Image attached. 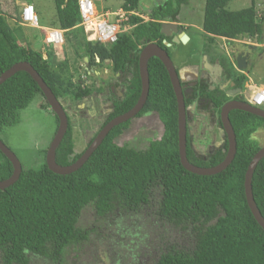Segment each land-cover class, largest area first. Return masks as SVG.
<instances>
[{
  "label": "trees",
  "instance_id": "trees-1",
  "mask_svg": "<svg viewBox=\"0 0 264 264\" xmlns=\"http://www.w3.org/2000/svg\"><path fill=\"white\" fill-rule=\"evenodd\" d=\"M11 2L14 5L17 0ZM139 2L123 0L121 7L137 10ZM228 2L205 0L201 23L207 41L204 48L211 49L216 36L255 37L258 43H263L264 11L258 13L255 0L239 10H230L226 6ZM53 3L55 21L50 26L65 29V43L74 55L73 62L65 48L62 60H56L52 51L43 58L24 33L25 26L16 19L14 12L19 10L16 4L13 12L0 9V74L18 61H27L58 99L74 102L90 94L98 78L93 77L89 85L81 77L73 80L74 63L79 59L83 63L87 57L86 74L93 69L91 66L107 65L113 74L125 76L128 81L124 97L115 102L110 119L133 107L140 95L138 55L141 48L148 42H156L169 53L162 43L163 39L169 41V37L161 33V23L180 21L182 7L188 0H164L146 14L148 20L131 15L127 22L131 28L107 45L86 40L79 25L77 0H53ZM221 59L225 74L236 77V84L244 87L247 76L236 71L227 58ZM147 66L149 90L138 115L156 113L163 124L161 137L148 139L144 149L125 142L118 144L117 139L126 131L128 120L112 127L86 161L70 173L51 171L45 162L46 149L42 151L43 161L39 165L21 164L18 179L0 189L1 264H31L32 258L61 264L68 248L89 238L90 229L78 226L86 207H91L107 227L114 226L113 238L125 235L126 225L120 221L139 218L143 210L150 211L147 214L155 221L187 234L186 247L175 244L159 247L153 264H264V230L252 215L244 193L246 169L261 147L252 135L264 128V118L231 110L228 117L236 139L232 161L215 174L190 172L179 160L177 103L167 70L156 57H151ZM37 95V99L43 98L37 83L26 71H17L4 80L0 84V132L19 123L21 111ZM226 99L222 94L213 98L217 109ZM188 103L185 101V105ZM41 106L49 107L45 99ZM74 148L73 129L68 123L56 149L57 164L73 163L86 146L80 152ZM226 152L225 140L208 154L197 153L187 123L186 156L190 163L212 167L224 159ZM11 173L12 164L0 151V180ZM251 187L264 217V157L253 171Z\"/></svg>",
  "mask_w": 264,
  "mask_h": 264
},
{
  "label": "rangeland",
  "instance_id": "rangeland-1",
  "mask_svg": "<svg viewBox=\"0 0 264 264\" xmlns=\"http://www.w3.org/2000/svg\"><path fill=\"white\" fill-rule=\"evenodd\" d=\"M17 0L14 5L19 7L23 3H31L34 5L36 14L38 17V23L46 26H50L51 22L55 21V8L53 0ZM123 0H95V4L99 10H117L121 7ZM164 0H140L139 9L136 11L140 14L146 15L151 11L156 5L162 3ZM205 0H188V3L182 7L180 22L183 26L187 24H192V26L187 27V32L191 34L189 36V41L179 45V50L181 51L180 58L190 56L191 58L187 61H194V55H198L202 48L206 45V37L202 32L201 23L203 16V7ZM251 0H229L226 5L230 10H239L241 8L249 6ZM256 8L259 14L264 11V0H255ZM14 5L11 0H0V9L5 11H14ZM19 19V10L14 12ZM8 15V14H7ZM148 19V16H147ZM41 27H24V33L27 35L29 41L33 43L36 50L41 47L42 35ZM264 40V36H263ZM255 38H251L250 42L254 43ZM240 43H247V37H242L237 40ZM234 43H236L234 41ZM63 48H65L68 57L74 58L71 49L64 42ZM178 49L170 48V54L174 55ZM258 52V53H257ZM257 54L255 60L252 63V67L248 69L251 77L257 83H264V43L260 46L254 48V54ZM253 54V53H252ZM253 56H251L252 59ZM60 58H58L59 60ZM174 63L178 66L179 63H183L182 60H174ZM193 59V60H191ZM77 64L74 63L75 69H71L74 72L73 80L78 77L84 80L86 84H91L93 77L99 73L103 77H98L93 85L92 92L94 90L100 91L103 87L100 85L101 79H107L108 74L112 73L108 69L107 65L102 67L91 66L90 74H86L83 67L87 66V62L83 59L82 61L77 60ZM73 62V61H72ZM82 67H81V66ZM98 70L94 73V69ZM93 72V73H92ZM89 76V77H85ZM97 77V76H96ZM112 79L119 80L118 77H111ZM33 99V101L28 105L27 108L21 111V117L19 123L5 128L0 132V139L13 151L16 157L19 159L20 163L25 167H35L43 161L42 151L47 150L52 137L55 134L57 124L55 114L51 109L44 108L41 104L44 102L43 98ZM63 107L68 106V113L74 116L78 113L75 102L71 100L59 99ZM98 104L100 102L99 98H96ZM99 100V101H98ZM69 102V104L67 103ZM80 110H82L83 118L78 122L73 123L75 125V130H73V137L75 142V152H80L85 146L87 139L82 137V126H88L92 131L97 130V122L88 118L87 107L81 105ZM196 118H200L197 116ZM148 120V121H147ZM200 127L197 128L193 136V146L198 149V151H203L207 143V132L217 131L218 127L216 125H210L206 120L200 119ZM136 125V121L134 122ZM133 123V124H134ZM134 131L126 130L121 136L118 137L117 143L122 144L123 142L128 143L138 149H144L148 145V139L155 140L161 136L163 126L159 120L156 113H150L146 116L145 124L140 127H134ZM216 140V135L214 136ZM252 137L258 142L260 146H264V128H259L253 133ZM83 138V139H82ZM148 210H143L142 215L139 218L132 217L131 220L120 221L124 225L125 235H117L115 238V233L113 232L114 226H106V223L101 222V218L96 216L91 209V207H86L79 218L78 226L82 228L90 229L87 241H83L78 245L72 246L67 249L64 254V260L61 264H153L152 260L158 252L159 247L163 245H181L186 247L188 242L186 241L187 234L182 233L177 229H173L167 225H164L158 221H155L153 217L148 216ZM112 232V233H111ZM109 233V235H108ZM121 233V231H120ZM188 240V237H187ZM126 245L128 246L126 249ZM1 264V262H0ZM31 264H57L48 260H39L32 258Z\"/></svg>",
  "mask_w": 264,
  "mask_h": 264
},
{
  "label": "water",
  "instance_id": "water-1",
  "mask_svg": "<svg viewBox=\"0 0 264 264\" xmlns=\"http://www.w3.org/2000/svg\"><path fill=\"white\" fill-rule=\"evenodd\" d=\"M160 31L167 37L175 34L176 37H174L173 41L177 44H183L189 40V36L185 32L180 34L181 31L178 29L177 22H162ZM167 45H169V43ZM249 49H252V47H250ZM151 57L158 58L165 66L169 76L170 83L172 85L176 97L178 152H179V160L181 165L186 170L200 175H211L225 169L232 161L236 151L235 133L228 117L229 111L232 109H238L264 118V109L258 108L241 100L240 101L235 100L225 103L220 111L222 133H225L227 138V152L224 159L220 163L212 167H200L190 163L186 156V133H187L186 108L183 100V93L180 85L179 74L178 71L176 70L173 60L171 59L167 51L164 48L160 47L156 42H148L147 44H145L141 48L138 55V72L141 81V90L136 103L125 113L116 116L110 121H108L97 132L94 139L88 145V147L83 151V153L73 163L68 165H59L55 161L56 149L68 127L67 115L62 104L59 102V99L54 95L52 90L43 81V79L38 74V72L32 67V65L29 62L18 61L0 74V84L8 77L13 75L15 72L20 70L26 71L37 83L39 89L41 90L45 100L49 105V108L58 119V124L55 134L52 137L49 146L46 150L45 162L47 167L51 171L58 174H67L77 169L86 161V159L102 142L103 138L106 136V134L112 127L135 117L137 113L141 110V108L143 107L146 101L149 90V76H148L147 64H148V60ZM248 57H249V52H244V51L238 52L236 50V53L234 55V61L236 63L235 69L237 71L247 69ZM84 60L87 62L88 60L87 57H84ZM217 67L219 70H221V65H217ZM208 69L211 70V67L210 68L208 67ZM0 151L12 164V173L10 174V176L7 177L6 179L0 180V189H4L5 187L11 185L13 182H15L18 179L22 166L19 159L16 157L13 151L1 139H0ZM263 157H264V146H261L251 158L248 167L246 169L245 177H244V193H245L247 205L252 215L254 216L258 224L261 226V228L264 230V217L262 216L261 212L259 211L255 203L252 193V187H251V179H252L253 171L259 160Z\"/></svg>",
  "mask_w": 264,
  "mask_h": 264
},
{
  "label": "flooded vegetation",
  "instance_id": "flooded-vegetation-1",
  "mask_svg": "<svg viewBox=\"0 0 264 264\" xmlns=\"http://www.w3.org/2000/svg\"><path fill=\"white\" fill-rule=\"evenodd\" d=\"M177 22V21H176ZM178 29L181 31V33L185 32L188 34L191 38V34L187 32V27L192 26V24H187V26H183L180 21L177 22ZM179 34V33H177ZM168 39H163L162 43L166 45V47L169 49V47L178 49V51L175 52L174 55L170 54L169 56L173 57L174 60L179 59L181 56V51L179 50V45L173 41L174 37L176 35L168 36ZM189 41V40H188ZM187 41V42H188ZM169 43V45H167ZM207 44V42H206ZM221 40H215V44H211V49L207 51L206 47L202 48L201 52L198 55H194V61H187L184 62L185 59L189 60L191 57L187 56L184 57L182 62L177 64L174 63L176 70L178 71L179 78H180V85L182 88L183 93V100L189 101L186 107V132H187V123H189V131L192 135V139L194 136V131L200 127V119L206 120L207 123L210 125H216L218 127V130L213 132H207V143L204 144L205 148L204 150L198 151L196 147L195 150L199 154H208V152H212L213 149L216 147H220L225 140L227 141L225 133H222V125L220 121V111L222 106L231 101L235 100H241L244 101V93H245V87H241L236 84L235 79L233 75L227 76L224 72L223 66L221 65V57H227V52H231L232 50L244 51L249 52L248 57V67L245 69L248 71L249 68L252 67V63L257 60L255 57L257 54H254V48L251 50L249 49L250 45H242L243 50L241 49V44L238 43H232L231 48L228 47V50L226 51L224 48L220 46ZM253 53V54H252ZM258 53V52H257ZM251 56L252 59H251ZM175 62V61H173ZM208 64V65H207ZM217 65H221V70L218 69ZM208 67H211V70L208 69ZM241 74H244L243 72H239ZM87 74H90L87 73ZM97 77H103L101 75H96ZM94 76V77H96ZM85 77H89L86 76ZM107 79H101L100 83L97 85L98 87L101 85L103 88L100 91L94 90L91 91L90 94L86 95L85 97L81 99H76L74 102L76 104V107H79L76 109L78 113L79 119L83 118V112L80 110L81 105H84L87 107V115L88 118L94 120L97 122V130L92 131L90 127L82 126V137L87 139L86 142V148L88 145L92 142L97 132L111 119H113L116 116L110 117L115 111V102L122 99L124 97L125 91H126V84H128L127 79H125V76H122L118 73H110L107 75ZM111 77H118V81L116 79H112ZM238 78V77H237ZM246 82V81H245ZM86 85V83H85ZM89 85V84H87ZM222 98L226 97L227 99L222 103L221 107L217 109V105L214 103L213 98L217 96H221ZM212 96V97H211ZM99 98L100 102L98 104L96 98ZM98 100V101H99ZM61 103V101L59 100ZM69 104V102H67ZM63 106V105H62ZM68 123H70L73 130H75V125H73L74 121L78 122L77 120V114L74 116L69 115L68 109H70L68 106L63 107ZM233 110V109H232ZM128 111V110H127ZM231 111V110H230ZM229 111V112H230ZM125 113V112H124ZM150 113L154 112H147L143 113L141 115H137L131 119H129V124L126 130L132 132L134 131V127H140L145 124L146 116ZM157 115V114H156ZM199 116L200 118H196ZM128 121V120H127ZM136 121V125L135 122ZM148 121V120H147ZM105 122V123H104ZM104 123V124H103ZM134 123V124H133ZM103 124V125H102ZM102 125V126H101ZM163 126V124H162ZM197 127V128H196ZM68 128V127H67ZM122 135V134H121ZM216 135V140L214 139ZM82 138V139H83ZM85 148V149H86Z\"/></svg>",
  "mask_w": 264,
  "mask_h": 264
},
{
  "label": "built area",
  "instance_id": "built-area-1",
  "mask_svg": "<svg viewBox=\"0 0 264 264\" xmlns=\"http://www.w3.org/2000/svg\"><path fill=\"white\" fill-rule=\"evenodd\" d=\"M77 4L81 17L79 25L82 26L86 39L104 45L115 42L120 33L131 28L127 24L131 15H140L142 18L147 19V17H143L136 10H126L122 7L117 10L100 11L96 7L95 0H77ZM19 17V23L23 26L41 27L38 23L34 5L31 3L22 4ZM42 35L40 50L42 51L43 57H46L47 51L50 50L57 58H61L64 44V30L43 27ZM220 38V46L227 51L229 46L226 40L228 38ZM244 87L246 102L264 109V83H257L252 77L247 76Z\"/></svg>",
  "mask_w": 264,
  "mask_h": 264
},
{
  "label": "clouds",
  "instance_id": "clouds-1",
  "mask_svg": "<svg viewBox=\"0 0 264 264\" xmlns=\"http://www.w3.org/2000/svg\"><path fill=\"white\" fill-rule=\"evenodd\" d=\"M22 6V5H21ZM21 6H20V9H19V13H20V10H21ZM256 7V6H255ZM120 8V7H119ZM257 9V8H256ZM105 10H109V9H105ZM140 14V13H139ZM141 15H143V14H141ZM143 17H147L146 15H143ZM148 19H149V17H148ZM148 19H145V20H148ZM19 20H20V17H19V19H18V22H19ZM162 22H176V21H162ZM20 24V23H19ZM162 24V23H161ZM40 26H42V27H52V26H46V25H42V24H39ZM82 27V26H81ZM52 28H55V27H52ZM60 29V28H59ZM64 30V32H65V29H63ZM84 31V30H83ZM220 37H224V36H216V40H220L221 38ZM86 38V37H85ZM225 38H228V37H225ZM240 38H242V37H237V38H228L226 41L228 42V46H229V48H231V44L232 43H234V41L236 42V43H238L237 42V40L238 39H240ZM251 38H255V37H247V39H248V42L247 43H240L241 44V49L240 50H243V47H242V45H250L251 47H252V49L253 48H256V47H258V46H260V44H263V43H258L257 42V40L254 42V43H251L250 42V40H251ZM87 40V39H86ZM88 41V40H87ZM64 42H65V37H64ZM91 42H93V41H91ZM235 44V43H234ZM104 45V44H103ZM63 48V47H62ZM64 49V48H63ZM63 49H62V51H63ZM232 49V48H231ZM251 49V50H252ZM38 50H40V49H38ZM41 51V50H40ZM50 51V50H49ZM48 52V51H47ZM41 53H42V51H41ZM235 53H236V51L235 50H232L231 52H228V55H227V57H228V60L231 62V64L234 66V68H236V63H235V61H234V55H235ZM42 56H43V54H42ZM46 57H47V53H46ZM46 57H43V58H46ZM56 57V56H55ZM63 54H62V57L59 59V60H62L63 59ZM88 59V58H87ZM56 60H58V58L56 57ZM58 60V61H59ZM88 61V60H87ZM97 61H98V58H97ZM108 62H106V64H107ZM88 68V66H86V69ZM236 70V69H235ZM91 71V69L89 70V72ZM92 71H97V70H92ZM237 71V70H236ZM88 72V73H89ZM98 72V71H97ZM238 72H243L246 76H250L251 77V75H250V72L249 71H246L245 69H243V70H239ZM93 73V72H92ZM245 102H246V100H244ZM185 104V103H184ZM256 107H258V106H256ZM186 108V107H185ZM258 108H261V107H258ZM261 109H263V108H261ZM162 132H163V130H162ZM161 135H162V133H161ZM161 137V136H160ZM159 137V138H160ZM158 138V139H159Z\"/></svg>",
  "mask_w": 264,
  "mask_h": 264
},
{
  "label": "crops",
  "instance_id": "crops-1",
  "mask_svg": "<svg viewBox=\"0 0 264 264\" xmlns=\"http://www.w3.org/2000/svg\"><path fill=\"white\" fill-rule=\"evenodd\" d=\"M97 7V6H96ZM98 10H99V8H97ZM101 11V10H100ZM179 60H181L180 58H179ZM186 60V59H185ZM183 61V60H182ZM84 69H86V67H83ZM94 73H97V71H94ZM96 75H99V73L98 74H96ZM253 78V77H252ZM253 80H254V78H253Z\"/></svg>",
  "mask_w": 264,
  "mask_h": 264
}]
</instances>
